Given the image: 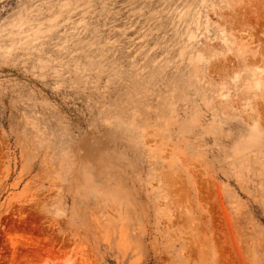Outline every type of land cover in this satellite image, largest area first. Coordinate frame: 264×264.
Segmentation results:
<instances>
[{
	"label": "rangeland",
	"instance_id": "obj_1",
	"mask_svg": "<svg viewBox=\"0 0 264 264\" xmlns=\"http://www.w3.org/2000/svg\"><path fill=\"white\" fill-rule=\"evenodd\" d=\"M0 264H264V0H0Z\"/></svg>",
	"mask_w": 264,
	"mask_h": 264
},
{
	"label": "bare ground",
	"instance_id": "obj_2",
	"mask_svg": "<svg viewBox=\"0 0 264 264\" xmlns=\"http://www.w3.org/2000/svg\"><path fill=\"white\" fill-rule=\"evenodd\" d=\"M215 68V67H214ZM219 70V69H218Z\"/></svg>",
	"mask_w": 264,
	"mask_h": 264
}]
</instances>
